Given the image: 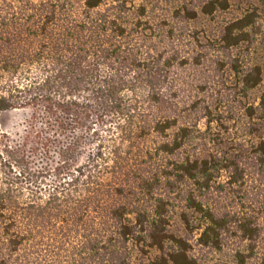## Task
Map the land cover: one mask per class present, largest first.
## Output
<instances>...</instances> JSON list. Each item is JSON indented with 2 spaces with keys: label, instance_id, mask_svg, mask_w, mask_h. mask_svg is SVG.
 <instances>
[{
  "label": "trees",
  "instance_id": "16d2710c",
  "mask_svg": "<svg viewBox=\"0 0 264 264\" xmlns=\"http://www.w3.org/2000/svg\"><path fill=\"white\" fill-rule=\"evenodd\" d=\"M155 2L0 0V264H264V12Z\"/></svg>",
  "mask_w": 264,
  "mask_h": 264
},
{
  "label": "rangeland",
  "instance_id": "374dc122",
  "mask_svg": "<svg viewBox=\"0 0 264 264\" xmlns=\"http://www.w3.org/2000/svg\"><path fill=\"white\" fill-rule=\"evenodd\" d=\"M33 2H38L41 0H32ZM74 3L80 4L81 0H71ZM137 2L138 0H133ZM157 0H153L155 2ZM156 3V2H155ZM176 3V0H158V5L163 7V5L171 6ZM256 8L262 13L264 12V0H230V8L228 11L219 14L216 20L208 21L206 18L200 17L198 21L195 22V26L200 31H206L207 34L209 32L214 31L216 27L219 25V22L222 19L231 18L238 15L241 11L246 9ZM254 57L253 62L258 63L262 67V82L258 87L251 90L248 94V100L250 102H256V99L260 92L264 89V25L259 33L257 44L253 47ZM204 76H207L208 79H213V81L219 80V75H216L215 72L206 73ZM229 85V82H226ZM28 111L25 109H14L0 112V130L4 133H7L13 137H17L19 134L23 132L25 128L27 119H28ZM191 121V119H188ZM200 127L203 125L200 123ZM170 229L175 234L183 235L182 225L177 218L174 216L172 218ZM192 246L191 253L198 259L200 264H226V256L222 253L210 252L204 248L197 246L194 240L190 241ZM133 262L136 264L146 262V257L141 256V254L137 251V249L133 248Z\"/></svg>",
  "mask_w": 264,
  "mask_h": 264
}]
</instances>
